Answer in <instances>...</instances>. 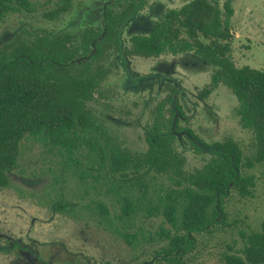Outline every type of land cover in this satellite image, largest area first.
<instances>
[{
    "label": "trees",
    "instance_id": "1",
    "mask_svg": "<svg viewBox=\"0 0 264 264\" xmlns=\"http://www.w3.org/2000/svg\"><path fill=\"white\" fill-rule=\"evenodd\" d=\"M73 1L60 0L43 17L60 20L72 11ZM115 1L116 8L103 9L102 25L57 34L22 29L0 50V189L9 187L22 144L28 139L43 143L75 166L93 191L100 187L90 198L99 225L131 247L140 238L152 246L154 258L143 264H198L197 237L226 227V200L233 193L250 198L255 183L248 171L264 165V70L239 68L233 61V0L222 6L193 0L166 12L150 35L127 43L121 39L123 28L150 0ZM23 13H37L31 0H0V27ZM193 52L213 68L199 97L205 100L222 86L236 97L239 123L252 133L250 157L233 139L206 143L184 126L178 87L151 110L144 152L130 150L97 111L96 95H102L119 61L133 78L128 59ZM180 135L195 155H202L200 167L187 168L177 147ZM149 222L158 223L155 231ZM241 238L240 250L224 244L220 262L264 264V223Z\"/></svg>",
    "mask_w": 264,
    "mask_h": 264
},
{
    "label": "rangeland",
    "instance_id": "2",
    "mask_svg": "<svg viewBox=\"0 0 264 264\" xmlns=\"http://www.w3.org/2000/svg\"><path fill=\"white\" fill-rule=\"evenodd\" d=\"M31 1L37 13L14 14L0 27V50L22 29L57 34L81 32L85 27L102 24L100 11L105 0H74L72 11L57 21L43 16L60 0ZM192 1L151 0L152 8L147 10V6L137 13L136 19L123 28L121 39L127 43L134 36L150 35L153 25L162 22L166 12L181 9ZM213 1L222 6L226 0ZM232 8L234 63L239 68L264 70V0H233ZM119 65L103 87L102 95H96L94 105L108 128L130 150H146L144 130L151 110L173 87H178L186 116L182 120L184 126H190L206 143L233 139L245 155L251 156L252 133L240 125L238 101L231 91L222 86L205 100L199 97L210 84L213 68L194 52L128 59L133 78L121 61ZM177 147L187 158L188 169L201 166L202 155H195L181 135ZM248 174L255 183L252 196L241 198L233 193L226 200V227L219 226L197 237L202 254L198 264H222L218 257L224 244L240 250L244 244L241 233L261 229L264 165H255ZM99 191L100 187L93 191L90 184L82 181L76 167L65 163L58 150L26 140L21 146L18 167L10 173L9 187L0 189V264H143L153 260L152 246L142 238L131 247L124 238L99 225L90 202ZM64 202L76 206L64 211L55 209V205ZM157 225L148 223L152 231Z\"/></svg>",
    "mask_w": 264,
    "mask_h": 264
},
{
    "label": "flooded vegetation",
    "instance_id": "3",
    "mask_svg": "<svg viewBox=\"0 0 264 264\" xmlns=\"http://www.w3.org/2000/svg\"><path fill=\"white\" fill-rule=\"evenodd\" d=\"M150 1H151V0H150ZM158 4H159V3H158ZM116 5H117V1H115V0H106V1L104 2L103 6L101 7L100 14L102 15V11H103V9H107L109 6H110V7H115V8H116ZM148 7H149V9H147V10H150V9L152 8V4H151V2L149 3ZM148 7H147V8H148ZM138 13H140V12H138ZM136 15H137V14H136ZM136 15H135V17H134L131 21H133L134 19H136V17H137ZM102 20H103V18H102ZM131 21H130V22H131ZM101 22H102V21H101ZM130 22H129V23H130ZM129 23H128V24H129ZM128 24H127V25H128ZM101 25H102V24H101ZM127 25H126V26H127ZM126 26H125V27H126ZM125 27H124V28H125ZM153 27H154V25H153ZM153 27H152V29H153ZM152 29H151V30H152Z\"/></svg>",
    "mask_w": 264,
    "mask_h": 264
}]
</instances>
